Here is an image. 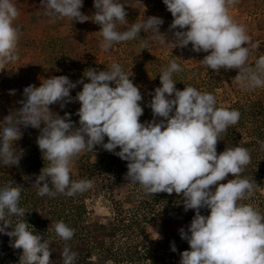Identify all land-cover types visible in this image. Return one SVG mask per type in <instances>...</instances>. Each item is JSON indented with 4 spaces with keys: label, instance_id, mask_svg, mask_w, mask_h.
I'll use <instances>...</instances> for the list:
<instances>
[{
    "label": "clouds",
    "instance_id": "obj_1",
    "mask_svg": "<svg viewBox=\"0 0 264 264\" xmlns=\"http://www.w3.org/2000/svg\"><path fill=\"white\" fill-rule=\"evenodd\" d=\"M236 2L163 0L173 16L169 26L175 30L172 40L160 31L164 21L158 16L144 17L127 30H118V24L129 23L125 5L119 0H94L92 21L101 26L100 47L105 52L115 43L136 39L141 32L150 33L161 44L171 43L172 49L191 43L193 51L209 53L201 62L216 72L238 69L235 80L242 89L264 87V56L256 60L255 68L247 66L250 36L229 14V7ZM41 3L49 15L71 22L89 20L81 12L83 0ZM18 16L14 0H0V71L18 59L20 30L14 26ZM181 70L172 60L159 75L161 86L155 88L150 103L154 119L146 122L140 121L144 109L139 103L143 99L139 87L118 63L108 71L89 68L83 74L89 82L83 78L73 82L60 75L42 79L39 86L29 83L23 88L19 106L0 121V164H18L22 158V151L13 145L21 135L20 125L39 129L37 144L49 166L42 168L33 183L37 194L71 197L93 186L91 180L71 179L73 159L102 145L128 162L126 180L138 183L147 194H182L185 211L195 210L187 231L179 229L190 246L180 254L179 264H264V214L251 204L241 203L252 197L253 182L232 178L221 183L229 174L239 176L251 162L249 151L243 147L217 153L221 133L238 123L240 112L217 107L212 93L190 85L177 89L173 73ZM78 83L82 90L72 97L71 90ZM14 92L10 90V94ZM74 101L80 103L79 127L74 126L71 113L61 116L50 109L56 103L63 109ZM156 117L162 119L157 122ZM20 197L21 185L9 182L0 187V234L15 238L12 247L22 249L20 264H52L50 242L30 231L24 220L13 224L10 219L13 215L25 217ZM202 208L209 209V214L202 215ZM54 230L65 241L74 235V229L63 221L55 223ZM172 251H176L174 244ZM76 256L68 247L61 252L63 264H75Z\"/></svg>",
    "mask_w": 264,
    "mask_h": 264
},
{
    "label": "trees",
    "instance_id": "obj_2",
    "mask_svg": "<svg viewBox=\"0 0 264 264\" xmlns=\"http://www.w3.org/2000/svg\"><path fill=\"white\" fill-rule=\"evenodd\" d=\"M119 2L125 5L129 21L132 12L130 8L136 0H119ZM242 3V0H237L235 5H237L238 10L244 13V4ZM168 16L172 17V14ZM130 25V21L127 25L118 24L117 29L124 31ZM169 26L170 24L166 26L167 31L173 34L175 30H170ZM243 26L250 36L248 47L251 51L247 66L255 68L256 60L264 56V15H257L253 18L252 24ZM169 35L172 36L171 34ZM100 41L99 39L96 42L97 47L94 51L99 48ZM137 41L138 39L136 38L127 42L135 47L137 46ZM123 43H115L110 51L105 52L104 59L100 58V61L95 63L94 67L89 68L97 71H108L113 63L120 64L122 70L130 76L133 82H140L139 90L143 99L139 103L144 109L140 121H151L154 117L150 103L155 88L161 86V82L152 88L150 82L138 80L131 70L130 72L127 70V67L129 68L131 65L127 61L126 55L121 57L113 54L114 47L118 46L121 51L120 47L123 46ZM94 45L96 46L93 43L89 48H84V50H88V54L93 53L92 47ZM168 45L171 46V43H168ZM59 48H61L62 55H65L68 61L74 64L77 63L82 66L91 59L90 57H81L78 52L81 48L70 41L63 43ZM99 49L101 50V48ZM175 49L178 50L176 53L180 54L178 56L173 54L172 60H176L182 68L181 71L173 73L177 89L183 90L186 85H190L201 92L214 94L217 102L221 95L225 94L232 99L226 108L240 112L238 123L229 126L226 132L221 133L216 146L217 153L225 151L226 148L243 147L249 151L251 162L244 167L239 176L232 177L229 174L221 183H226L232 178H247L252 181L254 193L250 199L241 201V203L251 204L261 214H264V199L260 194V187L264 181V147L261 146L264 143V87L242 89L235 80L238 69L225 70L222 68L219 72H216L211 68H207L202 64L201 60L209 53L193 51L191 43L187 47L177 46ZM58 54L57 52L56 56H54L50 52L48 62L55 65L58 62ZM89 55L92 56L93 54ZM139 59L143 60L139 57L137 61ZM145 61L150 63V66L157 65L162 68H165L170 62L159 59V63L156 64L153 59L149 62V58L145 59ZM189 61H194V66H188ZM140 66L144 68V63L141 62ZM162 71L157 75H160ZM15 76L17 79H14ZM6 77H9L6 85L7 101L13 102L12 107L16 109L19 106V100L23 96L24 86L29 83L33 85L36 81V74L33 72L32 74L26 73L24 68L18 71L13 68V70H9ZM14 80H16L15 83ZM85 80L89 82L86 77ZM110 83L114 86V82ZM10 90H15L14 94H10ZM79 91L81 90L77 85L76 88L71 90V96H76ZM53 105V108L57 107V109H60L59 115L61 116L65 112L71 113V120L74 126L79 127L77 110L80 105L74 106V102L67 103L63 109L60 104ZM9 114L10 110L0 111V120L3 121L4 117ZM155 119L159 121L162 118L156 117ZM105 142H107V137H105ZM33 144L22 147L18 139L13 141L16 150L22 151V158L18 164H0V187L7 185L9 182L21 185L19 206L26 210L25 217L13 215L10 219L13 224L24 220L29 224L30 231L34 234L42 235V238L50 242L49 247L52 249L50 260L53 261L52 264H63L61 252L65 247L76 252L75 264H126L129 262L137 264L140 260L148 261L149 264H179L180 254L184 250L190 249L188 242L181 238L179 229L184 228L187 231V227L195 215V210L189 209L185 211L182 194L173 192L169 195L164 192L162 197L163 208L159 211L158 217L161 236L157 239L148 230L149 222L156 218H149L147 215L140 214L138 210L141 198L144 195H148L142 186H139L137 190H130L125 193L124 199L121 202H116L115 217L109 222H104L100 216H90L87 205V200L90 197L89 189L71 197L61 193H57L55 196H40L37 194L38 189L33 183L42 168L49 166V161L43 159L37 142L36 145ZM116 151H119V148ZM88 152H91L92 157L88 155L86 158L81 159L78 175L71 178L72 180H88L97 171L111 169L119 158L114 153L105 150L102 145H97L94 147V151ZM200 211L202 215H208L210 210L202 208ZM60 221L74 229V235L70 240L65 241L56 234L54 224ZM11 227H8V231L11 230ZM133 237H136L138 241H135ZM121 238H126V240L120 241ZM14 239V237H9L6 234H0V264H20L22 249L12 247ZM173 244L176 247V251H172Z\"/></svg>",
    "mask_w": 264,
    "mask_h": 264
},
{
    "label": "rangeland",
    "instance_id": "obj_3",
    "mask_svg": "<svg viewBox=\"0 0 264 264\" xmlns=\"http://www.w3.org/2000/svg\"><path fill=\"white\" fill-rule=\"evenodd\" d=\"M158 1L136 0V2L131 5L130 10L132 12L129 21L130 23H135L148 16L161 17L164 23L160 26V31L164 33L169 40H172L174 36L171 32L167 31L166 26L171 24L173 16H170L171 18L168 16L171 13L167 10L163 0ZM242 1V4H244V13L238 10L235 4L229 7V14L233 17L235 22L243 25H250L254 17L259 14L264 15V0ZM14 2L19 10V16L14 21V26L18 27L20 30V39L17 46L18 59L13 63L6 64L4 69L0 71V111L10 110V113L15 109L12 107L13 102H10V100L7 101L8 95L6 85L9 77L6 76H8L9 70L15 68V71H18L24 68L26 73H35L36 81L33 86H39L42 79L60 75L68 76L73 82L80 81L82 78L84 82H87L83 75L84 72L87 71L89 67H94L95 63L99 62L100 58L104 59L105 56V51L102 50L100 46L99 48H101V50L97 48L96 51H94L97 47L96 42H98L99 39L101 40L99 43L102 42V37L99 32L101 26L92 21L94 20L96 11L94 0H83L81 12L89 16V20L83 23L75 20L71 22L68 18H58L49 15L43 8L41 0H14ZM252 9H254V11H252ZM140 35L141 36L137 37V46L134 47L126 41L123 43V46L120 47L121 51L118 46L114 47L113 54L121 57L126 55L127 61L131 65V67H127V70H129V72L131 70L138 80L150 82L153 88L160 84V77L157 74L165 68L161 66L158 67L157 65L150 66V63H146L145 59L149 58V62L153 59V62L158 64L159 59L172 61V55L178 56L180 53H176L178 50H176L175 47L172 49V44L171 46L168 44H161L158 40L154 39L150 33L141 32ZM68 41L81 48L78 50L81 57L91 58L87 61L89 63L86 62L80 66L77 63L74 64L68 61L67 57L62 55L61 48L59 47ZM144 41L147 42L144 43ZM93 43H95L96 46L94 45L92 47L93 53H89L93 54L91 56L88 54V50H84V48H89ZM50 52L54 56H56L55 54L57 52L59 53L58 62H56L55 65L48 62ZM139 57L143 60L139 59L137 61ZM141 62L144 63V68L140 66ZM194 64V61L188 62V66H194ZM14 79H17V77L15 76ZM15 81L16 80H14V83ZM133 83L138 87L140 86L139 81ZM77 85L80 90H82L83 85L80 83ZM231 100V97L223 94L220 99H218L217 107L226 108ZM79 105V101H74V106ZM53 107L54 105H50L51 111L60 114V109ZM0 127H2L1 122ZM20 128L21 135L18 138L20 145L22 147H26L33 143H35L33 145H36L40 130L30 126L25 127L24 125ZM88 155L92 157L91 152L84 151L73 159L71 163V178L77 177L80 165L79 162ZM127 163V161L118 158L111 169L97 171L93 177L88 179L93 182L92 188L89 189L90 197L87 200L90 216L97 215L100 216L104 222H109L116 215V202H121L124 199L125 193L128 191L137 190L139 186H141L138 183H132L126 180ZM260 194L264 199V181L260 187ZM163 195L164 192L144 195L138 205L140 214L147 215L149 218H156L148 224L150 234L156 239L161 236L158 217L159 211L163 208ZM133 239L138 241L136 237H133ZM121 240L125 241L126 238H121L120 241ZM126 264H132V262ZM137 264L149 263L148 261L140 260Z\"/></svg>",
    "mask_w": 264,
    "mask_h": 264
}]
</instances>
